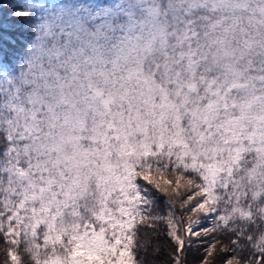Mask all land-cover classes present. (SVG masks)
I'll use <instances>...</instances> for the list:
<instances>
[{
	"label": "snow or ice",
	"instance_id": "obj_1",
	"mask_svg": "<svg viewBox=\"0 0 264 264\" xmlns=\"http://www.w3.org/2000/svg\"><path fill=\"white\" fill-rule=\"evenodd\" d=\"M0 9V264H264V0Z\"/></svg>",
	"mask_w": 264,
	"mask_h": 264
},
{
	"label": "trees",
	"instance_id": "obj_2",
	"mask_svg": "<svg viewBox=\"0 0 264 264\" xmlns=\"http://www.w3.org/2000/svg\"><path fill=\"white\" fill-rule=\"evenodd\" d=\"M4 4L7 5V8H11L13 4L23 3L24 0H3ZM0 19L3 21V27L5 29L3 33V44L6 51L10 50L11 45L19 46L20 44L26 42L27 33L24 28H21L19 25H11L10 17L7 15L6 9H0ZM5 71L11 72L15 70V64H5ZM167 211V208L163 203L160 204L157 212L158 214H164ZM190 250L186 253L185 264H199V261L203 255V249L207 246L206 242L196 241ZM210 239V238H209ZM141 241L147 242L150 244V247L147 251L146 259L148 264H171L170 255L171 247L170 241L166 236V227L163 224L157 226V231H147L141 233ZM3 248L0 247V255H2ZM219 264V261L217 262Z\"/></svg>",
	"mask_w": 264,
	"mask_h": 264
}]
</instances>
